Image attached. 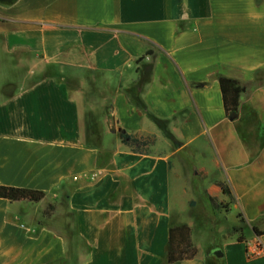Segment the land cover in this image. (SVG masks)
Masks as SVG:
<instances>
[{
	"label": "crops",
	"instance_id": "crops-1",
	"mask_svg": "<svg viewBox=\"0 0 264 264\" xmlns=\"http://www.w3.org/2000/svg\"><path fill=\"white\" fill-rule=\"evenodd\" d=\"M11 56L54 74L37 67L0 89V186L44 193L0 198V264H168L169 229L183 225L197 254L172 264H264V235L253 232L264 229V0L0 1V63ZM149 65L140 97L176 147L126 93ZM72 73L111 95L116 129L103 119L97 148L84 145ZM221 77L244 88L234 120ZM119 130L154 136L150 153H132ZM189 182L201 207L174 203L172 185L183 196ZM230 215L220 242L202 249L196 227ZM238 216L243 242L229 235Z\"/></svg>",
	"mask_w": 264,
	"mask_h": 264
},
{
	"label": "trees",
	"instance_id": "trees-1",
	"mask_svg": "<svg viewBox=\"0 0 264 264\" xmlns=\"http://www.w3.org/2000/svg\"><path fill=\"white\" fill-rule=\"evenodd\" d=\"M146 55H149V52L146 53ZM151 69L152 67L151 65H149V68L144 71V74L142 76L138 77V79L132 84V86L127 89L126 93L129 100L134 104V106L141 112L145 113L166 138L174 141L173 135L170 133L167 127L168 122L166 120L156 118L155 116L150 114L147 111L146 105L140 97L142 87L149 79ZM218 83L220 91L222 93L225 114L229 119L234 120L237 115L239 98L240 95L244 93V88L239 84L238 81L229 78L221 77L219 78ZM89 131H87L85 134L84 145L90 148L99 147L101 136L96 141L91 140L89 138L93 137L95 132ZM118 136L124 146L128 147V149L132 153L137 154H149L150 148L155 143L154 136H143L136 133L129 134L123 130L118 131ZM215 185L221 190L224 195L228 196L230 200H232L231 193L225 184L216 182ZM0 198L6 199L8 201L39 202L44 198V193L39 190L28 188L0 186ZM209 202L214 210H219L224 207V205L222 203H219L216 198L209 197ZM238 222L240 225L234 227L229 235H236L237 241L243 242L244 238L242 235V224L244 220L241 218V216H238ZM253 232L257 237H261L262 235H264V229L260 231L257 228H253ZM166 251L168 264L176 263L185 259H191L196 256L197 249L191 242L190 229L187 226L183 225L180 227H172L169 229Z\"/></svg>",
	"mask_w": 264,
	"mask_h": 264
},
{
	"label": "rangeland",
	"instance_id": "rangeland-1",
	"mask_svg": "<svg viewBox=\"0 0 264 264\" xmlns=\"http://www.w3.org/2000/svg\"><path fill=\"white\" fill-rule=\"evenodd\" d=\"M10 58L11 62H9V60H6L5 62L3 61V63H0V89L4 86V84L8 82L17 85L25 74L29 73L30 70L35 71L37 67V70L43 71V76L54 74L52 68H42V66L39 67V65H37V67L35 66L34 68V64L29 63V61L27 63L17 64L14 62V56H11ZM72 75H78V77H80V80L76 77H70L65 80V84L68 88L76 91V97L78 98L82 106L80 131L83 133L84 137L87 131H94L95 134L89 139L96 141L101 136V132L103 130V119L106 120L108 123L110 122L111 131H115L116 128L110 115V102H108L111 95H109L108 93L105 94L103 90L98 89V86L94 84L95 82H93L89 74V78H87L85 82L82 81V73H72ZM94 77V81L97 82V76ZM147 122L151 124L150 121ZM171 144L174 147H176L177 145L175 141L171 142ZM200 146L201 150H205L206 152L212 151V148L209 147L207 143ZM191 147L198 150V145L196 144L192 145ZM187 151H191V149H188ZM195 161L196 160H193L194 163ZM190 163L192 164V161L189 162L187 166L183 167V171L185 173H188L189 169L192 167ZM189 183L190 184L187 185L188 192L186 195L183 196L178 190V183L172 185V198L174 200V203L176 205H182V203L184 202V198L193 197L197 202V205L200 204L201 207L203 205L201 197L198 196V194L196 193L194 184L191 182ZM188 186L191 188V190ZM234 221L235 219H233V217L230 215L228 216L227 221L223 224H212L211 222L206 221L204 224H201L200 226L196 227V233L201 248L203 249L207 245H210L212 243H219V237L221 236L222 229L232 226L234 224Z\"/></svg>",
	"mask_w": 264,
	"mask_h": 264
},
{
	"label": "built area",
	"instance_id": "built-area-1",
	"mask_svg": "<svg viewBox=\"0 0 264 264\" xmlns=\"http://www.w3.org/2000/svg\"><path fill=\"white\" fill-rule=\"evenodd\" d=\"M97 175H98L97 173H92V174L89 175V177H90V179H95V178H97ZM248 248H249L248 250H250V252H251L252 254H253L254 252H256V250H257V249H256L257 247H256V246H252L251 244L248 246Z\"/></svg>",
	"mask_w": 264,
	"mask_h": 264
},
{
	"label": "water",
	"instance_id": "water-1",
	"mask_svg": "<svg viewBox=\"0 0 264 264\" xmlns=\"http://www.w3.org/2000/svg\"><path fill=\"white\" fill-rule=\"evenodd\" d=\"M213 255L217 256V257H221L222 256V254L219 251H214Z\"/></svg>",
	"mask_w": 264,
	"mask_h": 264
},
{
	"label": "flooded vegetation",
	"instance_id": "flooded-vegetation-1",
	"mask_svg": "<svg viewBox=\"0 0 264 264\" xmlns=\"http://www.w3.org/2000/svg\"><path fill=\"white\" fill-rule=\"evenodd\" d=\"M1 1H10V0H1Z\"/></svg>",
	"mask_w": 264,
	"mask_h": 264
}]
</instances>
